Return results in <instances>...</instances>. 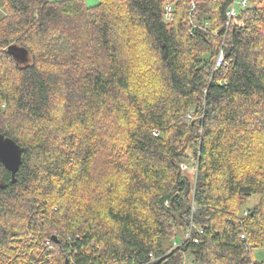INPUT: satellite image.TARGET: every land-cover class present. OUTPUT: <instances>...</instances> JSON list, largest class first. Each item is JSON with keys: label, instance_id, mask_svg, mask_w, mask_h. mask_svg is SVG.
<instances>
[{"label": "trees", "instance_id": "trees-1", "mask_svg": "<svg viewBox=\"0 0 264 264\" xmlns=\"http://www.w3.org/2000/svg\"><path fill=\"white\" fill-rule=\"evenodd\" d=\"M232 1L0 0V264H264V0Z\"/></svg>", "mask_w": 264, "mask_h": 264}, {"label": "water", "instance_id": "water-1", "mask_svg": "<svg viewBox=\"0 0 264 264\" xmlns=\"http://www.w3.org/2000/svg\"><path fill=\"white\" fill-rule=\"evenodd\" d=\"M21 154V147L12 138L0 132V161L11 173L12 179L21 163Z\"/></svg>", "mask_w": 264, "mask_h": 264}, {"label": "built area", "instance_id": "built-area-1", "mask_svg": "<svg viewBox=\"0 0 264 264\" xmlns=\"http://www.w3.org/2000/svg\"><path fill=\"white\" fill-rule=\"evenodd\" d=\"M247 3H248V0H233L232 3H231V6L229 7V9L227 10L226 14H227V17H228V22L230 21H233L234 23H237L239 25H241L240 21L237 20V5L239 6L238 8L242 9L244 7L247 6ZM168 10H170L168 8ZM166 20H170V16L167 15L166 16ZM226 61L224 59V54H223V51L220 50L217 58H216V61H215V68L219 67V66H222L223 64H225ZM182 167L183 169H186L188 168L185 164H182ZM195 171L196 169L194 168V174H195ZM46 245H50V240L49 239H46L45 242H44Z\"/></svg>", "mask_w": 264, "mask_h": 264}, {"label": "rangeland", "instance_id": "rangeland-1", "mask_svg": "<svg viewBox=\"0 0 264 264\" xmlns=\"http://www.w3.org/2000/svg\"><path fill=\"white\" fill-rule=\"evenodd\" d=\"M98 0H84V2L86 3V5H93V4H96ZM239 6L237 5L236 9L237 11L239 10L238 8ZM0 13H2V9L0 8ZM189 167L190 168H186L185 171H186V175L189 179L192 180V177H194V168L196 169V167H194V165L192 164H189ZM181 168L182 165H181ZM189 198H192L191 196H189ZM252 203V202H249V204ZM248 202L246 204H244L243 206L240 207V209H242L245 205H249ZM253 256H254V259L258 260V261H262L264 259V252H262L261 250H256L254 249L253 250Z\"/></svg>", "mask_w": 264, "mask_h": 264}]
</instances>
